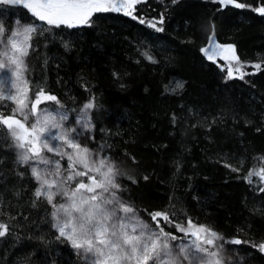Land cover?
<instances>
[{
  "label": "trees",
  "instance_id": "1",
  "mask_svg": "<svg viewBox=\"0 0 264 264\" xmlns=\"http://www.w3.org/2000/svg\"><path fill=\"white\" fill-rule=\"evenodd\" d=\"M238 2L259 6V0ZM165 7L168 11L162 33L121 14H102L97 27L65 36L73 45L69 51L60 45L59 38L47 50L42 42L39 58L33 56L28 61L29 78L41 76L39 66L47 58V87L70 108L73 101L66 92L76 98V107L91 95L96 97L99 107L92 119L97 143L107 140L112 144L115 153L127 161V171L138 178V185H130L131 198L137 205L160 210L169 206V197H175L177 206L185 208L194 221L226 237L259 243L264 240V194L257 197L238 176L246 175L253 166L258 170L261 165L253 157L264 156V64L260 72L252 67L264 58V17L250 8L235 9L231 5L217 11L220 6L206 0H179L176 5L171 0H148L147 5L140 6L149 19L158 17ZM212 22L216 40L234 44L237 55L248 62L245 71L255 75L225 82L226 72L221 73L202 57L199 49L207 44ZM149 49L159 64H151L140 55ZM137 59L141 63H135ZM114 70L120 73V80L113 78ZM81 78L91 92L83 90ZM177 81L185 82V86L173 93ZM121 83L126 87L121 89ZM173 113L180 117L175 129L171 124ZM75 117L72 113V122ZM214 117L218 119L212 123ZM192 124L199 126L193 128ZM125 150L136 157L137 164L123 155ZM3 156L0 144V158ZM229 157H234L232 163L246 160L241 173L223 166ZM174 159L182 164L178 180H173ZM14 160L13 151L0 167V192H4L0 211L12 216L30 214L39 225L38 211L27 203L31 191L22 192L20 198L13 195L27 188V183L21 186L15 175ZM144 175L150 179L145 181ZM253 180V187L259 186V178ZM124 183L130 184L127 180ZM196 195L199 202L193 199ZM39 215L44 212L39 211ZM7 219V215L0 216V220ZM40 226L45 242L36 236L27 239L31 233L26 230L19 240L15 236L0 239V264H41L49 250L58 248L54 235L49 234L50 226ZM228 248L238 249L239 256L245 257L244 264H264V257L248 245ZM61 253L59 264H80L65 249L61 248ZM229 254L239 262L236 252Z\"/></svg>",
  "mask_w": 264,
  "mask_h": 264
},
{
  "label": "snow or ice",
  "instance_id": "2",
  "mask_svg": "<svg viewBox=\"0 0 264 264\" xmlns=\"http://www.w3.org/2000/svg\"><path fill=\"white\" fill-rule=\"evenodd\" d=\"M206 2L219 5L217 11L231 5L235 9L250 8L264 17V0H259V6L255 7L238 0ZM171 3L176 5L179 0H171ZM147 4L148 0H0V144L4 152L0 167L14 151L15 175L21 186L27 183V188L14 191L13 195L20 198L22 192L30 190L27 203L38 211L39 218L38 225L30 214L21 212L12 216L0 211V216H8L7 220H0V239L15 236L19 240L26 230L31 233L27 239L36 236L45 242V237L40 235V225L50 226L49 234L54 235L59 247L49 250L41 264H59L57 258L62 255L61 248L80 264H236L227 255L228 246L242 244L264 257V240L255 243L226 237L211 226L194 221L185 208L177 206L175 197H169V206L160 210L137 205L131 198L130 185H138V178L127 171V161L115 153L112 144L107 140L97 143L96 125L92 119L93 111L99 107L96 97L91 95L82 106L76 107V98L66 92L73 101L70 108L47 87L50 64L47 58L39 66L41 76L35 80L29 78L28 61L33 56L39 58L42 42L47 50L59 38L60 45L69 51L73 45L65 36L97 27L102 14H121L156 33L164 32L168 8L165 7L158 17L149 19L140 8ZM211 27L207 44L199 49L202 57L221 73L226 72L225 82L255 75L245 71L248 62L237 55L234 44L216 40L214 22ZM137 50H140L139 45ZM140 55L151 64L160 63L150 49ZM135 63L141 61L137 59ZM262 64L264 58L252 67L260 72ZM35 68L34 64L31 70L35 71ZM112 76L121 79L115 70ZM184 86L185 82L177 81L172 92L182 90ZM81 87L85 92L92 91L83 78ZM120 87L123 89L126 85L121 83ZM188 111L193 112L192 109ZM72 113L76 114L74 123L70 119ZM217 119L214 117L212 123ZM179 122L180 117L173 113L172 127H178ZM198 126L191 125L193 128ZM260 131L257 128V132ZM123 155L128 156L133 165L138 163L127 150ZM232 159L234 157L225 160L223 166L233 173H241L246 160L232 163ZM253 160L259 161V169L250 167L246 175L238 178L260 197L264 194V156L258 155ZM173 163V180H178L182 164L178 159ZM253 177L259 178V186L253 187L256 183ZM143 179L148 181L150 177L144 175ZM125 180L130 184H125ZM125 193H128L127 197ZM193 199L200 200L198 195ZM3 201L4 192H0V208ZM39 211L44 215L40 216ZM231 251L239 256L238 249ZM244 261L245 257L239 256V264Z\"/></svg>",
  "mask_w": 264,
  "mask_h": 264
},
{
  "label": "rangeland",
  "instance_id": "3",
  "mask_svg": "<svg viewBox=\"0 0 264 264\" xmlns=\"http://www.w3.org/2000/svg\"><path fill=\"white\" fill-rule=\"evenodd\" d=\"M76 118V117H75ZM75 122V119H74V121L72 122V123H74ZM69 126H71V125H69ZM229 252H231V250L229 249ZM229 252L227 253V255L228 256H231L232 258H234L233 256H232V254H229ZM235 261H236V259H234ZM236 264H239V262L238 261H236Z\"/></svg>",
  "mask_w": 264,
  "mask_h": 264
}]
</instances>
